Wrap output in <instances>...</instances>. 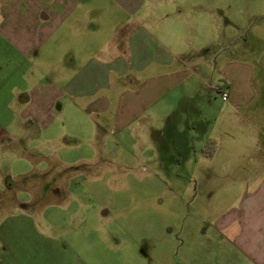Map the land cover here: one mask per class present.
<instances>
[{
    "label": "crops",
    "instance_id": "crops-1",
    "mask_svg": "<svg viewBox=\"0 0 264 264\" xmlns=\"http://www.w3.org/2000/svg\"><path fill=\"white\" fill-rule=\"evenodd\" d=\"M219 8L204 0H0V161L25 136L40 140L64 104L109 115L117 132L143 117L165 122L164 135L150 130L154 142L165 140L189 166L200 144L217 170L208 178L238 190L212 227L239 258L264 264V13L253 14L246 61L220 60V48H197L187 32L196 18L220 29ZM8 176L0 171V193L14 183Z\"/></svg>",
    "mask_w": 264,
    "mask_h": 264
},
{
    "label": "rangeland",
    "instance_id": "rangeland-1",
    "mask_svg": "<svg viewBox=\"0 0 264 264\" xmlns=\"http://www.w3.org/2000/svg\"><path fill=\"white\" fill-rule=\"evenodd\" d=\"M204 1L225 15L216 30L192 22L195 47L211 43L220 60L246 61L249 25L264 0ZM64 109L40 140L25 136L0 161L14 182L0 193V264H248L212 227L238 190L208 178L217 170L200 144L189 166L152 139V128L165 134V122L143 117L117 132L109 115Z\"/></svg>",
    "mask_w": 264,
    "mask_h": 264
},
{
    "label": "built area",
    "instance_id": "built-area-1",
    "mask_svg": "<svg viewBox=\"0 0 264 264\" xmlns=\"http://www.w3.org/2000/svg\"><path fill=\"white\" fill-rule=\"evenodd\" d=\"M224 100H227V96L226 95H224Z\"/></svg>",
    "mask_w": 264,
    "mask_h": 264
}]
</instances>
